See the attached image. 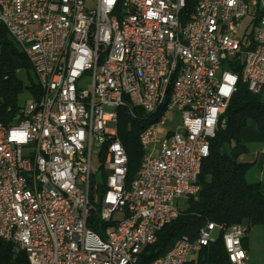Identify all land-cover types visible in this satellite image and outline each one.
Here are the masks:
<instances>
[{
  "label": "built area",
  "instance_id": "obj_1",
  "mask_svg": "<svg viewBox=\"0 0 264 264\" xmlns=\"http://www.w3.org/2000/svg\"><path fill=\"white\" fill-rule=\"evenodd\" d=\"M189 1L129 0L130 37H123L116 0H98L94 9L86 0H0V24L42 90L9 122L0 119V239L25 252L27 264H140L180 216L177 201L201 192L203 162L237 91L232 69L242 65L249 90L264 96V0H198L192 11ZM250 16H260L256 32L240 36L241 19ZM64 64L72 71L67 88H59ZM121 107L135 116L139 109L147 117L159 113L158 127L140 135L145 156L130 184L116 129ZM171 114L180 115L181 126L160 138ZM94 159L107 171L101 215L92 202L99 195ZM63 191L75 194L76 209ZM95 216L107 224L108 239L89 227ZM247 233L242 224L210 223L152 264H188L220 234L231 264H247Z\"/></svg>",
  "mask_w": 264,
  "mask_h": 264
},
{
  "label": "trees",
  "instance_id": "obj_2",
  "mask_svg": "<svg viewBox=\"0 0 264 264\" xmlns=\"http://www.w3.org/2000/svg\"><path fill=\"white\" fill-rule=\"evenodd\" d=\"M197 2L189 1V11L194 10ZM259 19L260 16L254 19L255 26H258ZM232 70L238 74L239 83L221 119L224 125L221 122L216 137L211 141L210 155L203 162L198 179L200 198H187V209L180 211V216L163 228L156 244L144 250L140 264H152L172 249L179 239L188 237L192 241L196 240L201 229L210 223L225 227L242 224L247 226L248 233L255 226L264 225V191L260 183L248 182L246 174L250 164L235 160L222 150L229 143L241 144L243 131L249 122L256 123L264 134V96L249 90L243 80L242 65ZM21 71L30 75L34 69L23 50L17 47L8 31L0 24V119L3 122H9L21 108L18 100L25 88L19 77ZM28 88L33 99L38 100L42 93L39 83L32 81ZM136 111L137 116L131 113L129 107L118 109L119 137L129 158L127 184L136 179L145 156L140 135L159 115L147 117L139 110ZM102 159L104 162L105 154H102ZM102 188L105 190L106 186ZM88 225L98 234L105 235L107 224L96 216L88 220ZM243 244L245 248V239ZM0 264H27L26 253L18 252L13 243L0 239ZM188 264H231L223 234L214 243L203 247L197 261Z\"/></svg>",
  "mask_w": 264,
  "mask_h": 264
},
{
  "label": "rangeland",
  "instance_id": "obj_3",
  "mask_svg": "<svg viewBox=\"0 0 264 264\" xmlns=\"http://www.w3.org/2000/svg\"><path fill=\"white\" fill-rule=\"evenodd\" d=\"M86 6L88 9H94L98 6V0H86ZM256 32V26L254 23V18L252 16L243 20L242 29L240 31V36L247 35L250 36L252 33ZM17 47L20 46L16 43ZM19 77L24 83V92L19 96V105L20 107H26L29 102L33 100V96L29 91V86L31 85L32 81L38 82V77L35 71H31L30 75L26 71L19 72ZM84 88H91L92 86V79L88 76L85 81L83 82ZM264 102V97L262 99ZM141 113H144L142 109H139ZM110 126H115V124H110ZM181 126V119L180 115L178 114H171L170 120L168 121L167 125L161 129L160 138L164 137V132L172 129H177ZM165 132V133H166ZM242 144L248 149V152L251 155L259 154V159L257 162L250 163V167L247 171L246 178L248 182L253 183L259 180L261 176L264 175V166L262 164V160L264 158L263 151H264V135H262L258 128L256 127L254 122H249L248 126L245 128ZM236 144H233L232 147H235ZM158 146V145H157ZM93 170L95 173H98L97 178V199L93 198L92 202L93 205L97 208L99 215H101L102 210V198L100 194L104 190L102 187L105 188L106 181H107V171L106 167L101 166L100 161L94 159L93 162ZM199 196L194 197L195 200L199 199ZM177 206L180 211H184L188 207L187 198H181L177 201ZM115 219H123L122 213H117Z\"/></svg>",
  "mask_w": 264,
  "mask_h": 264
},
{
  "label": "bare ground",
  "instance_id": "obj_4",
  "mask_svg": "<svg viewBox=\"0 0 264 264\" xmlns=\"http://www.w3.org/2000/svg\"><path fill=\"white\" fill-rule=\"evenodd\" d=\"M129 0H116V6L119 11L116 15V33L121 34L123 37H130V29L127 26V4ZM241 19V26L243 20ZM79 38V31H72L70 33V40H77ZM124 65H132V58H124ZM72 64H64L61 74H59V88H67L69 83V76L71 75ZM159 125V118L148 125L146 129H154ZM116 129H118V119L116 122ZM129 165V160H128ZM44 170H52V163H44ZM63 199L67 203L69 209H76L75 194L72 191H63ZM124 211H131V201H124ZM105 235H101V239H108V229L104 231Z\"/></svg>",
  "mask_w": 264,
  "mask_h": 264
},
{
  "label": "crops",
  "instance_id": "obj_5",
  "mask_svg": "<svg viewBox=\"0 0 264 264\" xmlns=\"http://www.w3.org/2000/svg\"><path fill=\"white\" fill-rule=\"evenodd\" d=\"M256 127L258 128L257 124L255 123ZM259 130V129H258ZM169 131V130H168ZM245 131V129H244ZM243 131V134H244ZM166 132V131H165ZM164 132V135H165ZM260 132V130H259ZM264 135L262 132H260ZM243 139V135H242ZM233 144H226L223 146V152L229 154L235 160H238L243 163H252L257 162L259 159V154L251 155L248 152V149L242 144L235 145L232 147ZM264 156V151L262 152ZM262 164L264 166V158L262 160ZM253 183H260L261 188L264 191V175L259 178L258 181ZM245 250L248 254L247 264H264V225L255 226L246 236L245 238ZM198 255L194 254L189 262L197 261Z\"/></svg>",
  "mask_w": 264,
  "mask_h": 264
}]
</instances>
